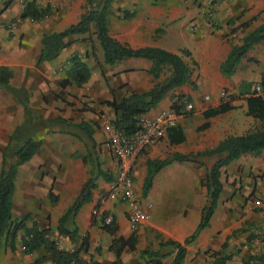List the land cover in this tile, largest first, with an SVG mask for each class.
I'll return each mask as SVG.
<instances>
[{
  "label": "crops",
  "instance_id": "1",
  "mask_svg": "<svg viewBox=\"0 0 264 264\" xmlns=\"http://www.w3.org/2000/svg\"><path fill=\"white\" fill-rule=\"evenodd\" d=\"M27 1L30 0H6L0 9V65L10 69L9 84L11 82L13 84L14 80L17 82L14 85H20L14 87L28 90L30 83L28 90L30 104L27 103L30 107V118L27 121H24L23 107L17 96L7 91L0 97V163L3 149L9 143L14 147L25 137L38 140L37 150L29 160L17 167L14 179V184L20 178L26 188L30 187V219L35 221L39 228H49V237L59 248L67 251L73 250L78 245V236L86 235L88 237L86 252L94 254L93 247L97 234L103 238L105 244L102 245L101 255L91 258L100 257L102 259L100 263H107L113 258V255L107 251L110 236L98 227L90 225L93 208L97 206L99 212L105 211L111 214L118 235L126 237L130 229L125 216L124 203L106 197L115 173V162L109 152L105 151V132L101 121L102 118L111 121L115 114L111 107L101 102L110 98L109 89L112 90L114 98L119 100L131 92L142 93L149 90L163 77L160 74L158 79H154L149 73L151 62L142 57H125L111 64L105 63L98 42L91 33L90 41L87 40L86 34L68 36L67 40L78 41L63 48L51 61H38L42 48V35L49 31H59L75 23L82 12L84 0H34L38 9L46 10L40 21H35V28L33 27L31 31L34 35L40 31L38 40L37 36H30V19L19 18L13 23L8 21L19 16L23 4ZM198 1H204L205 4L207 0ZM219 2L210 10L203 4L190 5L188 0H165L157 3H151L150 0H113L106 24L110 37L131 48L159 47L180 54L190 71L193 86L182 84L170 89L145 115L152 116L162 109L169 108L178 95H184L194 106L192 122H202L204 119L201 117V112L207 106L216 105L222 91L227 95L237 94L242 82L258 81L261 78L264 81V39L245 52L231 75L224 76L219 70L231 47L239 46L243 36L264 21V0H234V3L232 0H220ZM122 10L133 12V15L124 19L121 17ZM112 12L117 18L114 26H111L109 20ZM209 16L212 22L209 21ZM2 22L9 23L8 27H3ZM20 35L21 42H19ZM182 51L185 53H181ZM73 53L87 64L90 77L85 83L80 85L71 83L60 89L57 83L64 76L68 58ZM254 57L258 60L257 64L251 63V58L254 60ZM26 71L28 77L24 79ZM198 87L209 88L215 93L214 98L210 99L206 94L202 98L195 95L193 91ZM205 96L207 98H204ZM42 97H45V100ZM202 99H208V102H203ZM231 104L232 109L208 118V127L205 129L184 132L182 142L170 143L164 135L136 156L131 170L133 194L142 207L150 205L152 222L148 223L151 229L144 225L150 232H144L143 224H139L135 235V247L137 240L141 243L139 238L146 246L149 245L150 237L153 245L151 231L154 229L175 241H182L192 232L198 222L199 210L204 203L205 194V187L202 192L196 194L195 182L199 183L202 180L204 183L206 167L223 154L203 155L185 161H170L153 175L150 188L145 195H142L146 163L147 160L170 158L173 153L204 152L214 148L228 135H240L248 130L262 127L260 121L245 113V103L241 96L232 99ZM187 118V114L178 117L177 124L185 128L188 125ZM81 126L91 132L94 142V144L90 142L86 144L88 149L84 152L85 156L77 155L86 139L88 140ZM98 146H102L100 156ZM93 152L95 155L98 152L99 168L109 180L95 175V187L91 189L90 200L79 207L73 218L78 238L76 242H70L66 236L57 234L55 226L58 217L70 206L81 185L92 172V167L87 169L84 159L88 157V153ZM174 167L178 170L180 168L194 183L192 191L195 198L191 203L198 215L197 219L187 220V213L191 212L188 204L182 205L188 206L182 211H179L178 207L172 208L168 205L163 199L165 197L163 191L159 196V202L155 203L157 180L166 172H172ZM225 173H228L227 177ZM262 173L264 174V150L256 156L240 155L220 169L219 179L222 189L216 207L208 225L190 243L193 245L190 248L188 247L190 244L186 245V254L192 249L218 250L231 228L245 226V220L249 223L254 222L253 231H256L257 235L250 236V241L247 242L246 235L239 230L236 236L243 242L239 250L234 248V242L229 238L225 240L227 243L223 250L230 254L226 264H239L245 257L264 252V212L255 208L261 204L257 200H246L243 203L236 198L234 200L226 198V201L224 199V193L233 188L235 178L240 176L248 180L251 179L250 176ZM258 180L257 176L252 186H256ZM49 190L56 196L53 204L46 196ZM38 199L43 201L44 206L39 207ZM222 203L226 209L235 203L233 218L232 214L221 213ZM11 212L13 213V195ZM218 213H221V216ZM219 216L223 219L222 222L217 221ZM144 236L147 238L146 241L143 239ZM19 242L15 241L16 250ZM1 250L2 246L0 253ZM44 254L43 248L39 247L25 256L31 263ZM82 254L80 253L81 264H90ZM10 263L17 264V260L12 259ZM0 264L8 263L3 262L0 257ZM41 264L52 263L49 259H44Z\"/></svg>",
  "mask_w": 264,
  "mask_h": 264
},
{
  "label": "trees",
  "instance_id": "2",
  "mask_svg": "<svg viewBox=\"0 0 264 264\" xmlns=\"http://www.w3.org/2000/svg\"><path fill=\"white\" fill-rule=\"evenodd\" d=\"M150 1L151 3H157L165 0ZM112 3L113 0H84L82 12L75 23L59 31H49L42 35V48L39 52L38 61H51L63 48L74 41H78L77 39L67 40L68 36L86 34L88 35L87 40L90 41L91 33L98 42L105 63L111 64L125 57H142L151 62L149 73L154 79H158L163 68H166L168 71L166 76L156 81L149 90L142 93L131 92L122 96L119 100H116L112 94V90L109 89L110 98L101 102L113 109L115 114L114 118L111 120L113 126L129 135L138 129L139 116L145 114L150 108L154 107L170 89L182 84L193 86V83L190 79V71L180 54L159 47L145 46L131 48L110 37L106 24ZM117 11L119 10L117 9ZM45 14L46 10L38 9L34 0H30L23 4L19 17L37 21ZM132 15L133 12L128 10L121 11V17L124 19L130 18ZM263 39L264 21L254 30L246 33L239 46L231 47L226 58L220 64V73L224 76L231 75L245 52ZM181 53L185 52L182 51ZM10 77V69L4 65H0V88L7 91L9 90V92L19 97L17 93L18 90L12 88L9 84ZM89 77V67L73 53L68 58L67 66L64 69V76L57 84L60 89H63L71 83L76 85L85 83ZM254 83H257L261 87L262 90L260 93L250 91V86ZM237 94L242 97L245 103V113L260 121L262 127L248 130L240 135H228L221 139L214 148L204 152H196L194 154L173 153L170 158L147 160L146 175L142 184V195H145L150 188L153 175L161 167L170 163V161H185L203 155L211 156L213 154H223L206 167L204 178L206 201L199 210L198 222L194 229L182 241L166 239L158 243V249L144 250L143 253L147 255L150 264H163L161 259L170 254H172V256L168 264H183L186 255V245L194 241L198 233L208 225L210 217L216 207L218 195L222 189V184L219 179L220 169L240 155L250 154L256 156L261 150H264L263 79L261 78L256 82H242L238 87ZM184 97L188 99V97L184 95H178L171 102L169 108L173 109L178 114L182 113L181 100ZM232 99L234 98H224V96H222L216 105L207 106L201 112V117L204 119L202 122H192V115L187 113L188 125L185 128L179 124L167 128L165 135L168 141L170 143H180L184 140V132L205 129L208 127V118L233 108L231 104ZM19 101L23 107L24 113L27 112L29 110L27 101L24 99H19ZM81 128L84 130L89 142L94 144L91 132L86 129V127L81 126ZM38 146V140L25 137L14 147L8 144L3 149L0 163V247L5 243L7 247L13 251L15 249V241L18 232L19 230H23L24 235L21 237L20 241L24 252L30 253L39 247L43 248L45 252L44 256L36 258L29 264H41V261H43L42 257L49 259L52 264H81L80 253L86 252L88 237L86 235L78 236L73 218L79 207L90 200L91 189L95 187V175H100L107 180H109V178L99 168L98 162L93 161L91 166L92 172H90L88 178L81 185L78 194L70 206L57 219L55 231L58 235L66 236L70 242H76V238L79 237L78 245L73 250H63L49 237V228H39L33 220H31L30 226H26V216L20 217L17 220L12 219L11 198L15 188L14 179L17 167L29 160ZM9 147L11 153L6 156L4 155V150ZM6 157L9 161H7ZM46 196L51 204L56 201V196L50 190L47 192ZM108 214L109 213L105 211L99 212L97 206H95L91 213L90 225L98 227L110 236L107 251L111 252L113 258L107 263L93 261L92 264H127L122 260L121 255L124 250L135 249L136 236L133 233L126 237L118 235L112 216L109 223L104 222V218ZM225 245V242H223L220 249L211 251V256H213L211 264H226V261L230 258V254L224 252L223 249ZM163 247H168L169 249L162 251L161 248ZM246 264H264V252L250 255Z\"/></svg>",
  "mask_w": 264,
  "mask_h": 264
},
{
  "label": "rangeland",
  "instance_id": "3",
  "mask_svg": "<svg viewBox=\"0 0 264 264\" xmlns=\"http://www.w3.org/2000/svg\"><path fill=\"white\" fill-rule=\"evenodd\" d=\"M6 0H0V9L1 7L5 4ZM190 5H195L197 4V6L201 5L204 3L200 2L198 0H188ZM220 0H207L205 2V4H203L204 6H207L208 8H210V10L213 9V7L216 5V3H220ZM230 1V0H227ZM232 2L234 3V0H232ZM210 12V11H208ZM115 13L112 12L111 16L109 17L111 26H114V23L117 22V18L114 17ZM206 15H208V13H206ZM20 17L18 16L17 18H10L8 21L9 23H13L16 21V19L18 20ZM37 21H40L37 20ZM209 21L212 22V19L209 16ZM9 23H4L3 27H8L7 24ZM35 26V21L30 20V36H37V40L40 39V31H38V33L36 35L33 34L32 29ZM35 28V27H34ZM21 35L19 36V42H21ZM92 51H94V49H92ZM253 58V57H252ZM251 58V63L257 64L258 60L255 59L252 60ZM257 60V61H256ZM250 63V62H249ZM168 73L166 68H163L162 70V77L166 76V74ZM27 71L25 73L24 79H27ZM252 82H256V81H252ZM14 83L16 84L17 82H14L13 80V84L12 82L10 83V86L14 89L18 90V95L19 97L17 99H24L27 101V103L30 104V83H29V89H22L14 87V86H20V85H14ZM47 87H49V85L47 84ZM9 91V90H8ZM3 92H7V90L0 88V97L3 96ZM195 95H199L200 98H202L205 94L208 95V97H210V99H213L215 96L214 92H211L209 90V88H201L198 87L196 88L194 91ZM57 96V94H56ZM237 96V97H236ZM227 97H232L234 99L236 98H240L239 94L233 93V94H229L227 95L225 93L224 98ZM43 100H45V97H42ZM242 98V97H241ZM190 101V100H189ZM203 102H208V99H202ZM191 102V101H190ZM29 110L27 112H23L24 114V121H27L30 118V107H28ZM193 108L192 110L189 112V114H193ZM256 129V128H255ZM86 144H89V141L86 139V141L83 144V147L80 148V151H78L79 153H77V155H83L85 156L84 152L85 150H87V146ZM10 145V143H9ZM105 147V146H104ZM102 149V146H98V150H99V156H100V152ZM105 151L107 152V149L105 147ZM5 154L4 155H8L11 153L10 147L8 149L4 150ZM108 153V152H107ZM88 157H86L84 160V163L87 167V169H91V166L93 164V161L97 162V158H98V152L97 155H95V152L93 153H88ZM7 161L8 158L6 157ZM225 176H228V173H225ZM258 176V184L256 186H252L253 182H255L256 177ZM252 175L250 176L251 179H246V178H242V177H238L237 179H234V184H233V188L229 189L227 192H225L224 194V199L225 201L227 200L226 198L229 199H235L236 200H240V201H254L257 200L259 202V204H261V206L259 207H255L258 208L259 210L264 212V174L262 173L261 175ZM19 180H17V182H15V188H14V192H13V213H12V219L13 220H17L20 217L26 216L27 219L25 220V224L26 226H30L31 224V219H30V187L26 188L24 186V182L22 183V180L20 181V178H18ZM30 185V182H28ZM193 182L191 181L190 177L186 174H184V172L179 168L174 167V169L172 168V172L168 171L166 172L162 177L159 178V180H157V184H156V189H155V194L156 196H154V200L155 203L157 204L159 202V196L161 194V191L164 192V200L167 201L166 203H168V205H171V207H178L179 211H182L185 209V207H188L187 205L182 206L183 204H188L189 207H191L190 209V213H187V220H192V219H197L198 215L196 214L195 208L192 207V203L191 200H193L195 197L193 196V191H192V187H193ZM195 192L196 194H199L200 191L202 192V190L204 189V183L202 180L199 181V183H197V181L195 182ZM253 187V188H252ZM256 190V191H255ZM255 191V192H254ZM231 192V193H230ZM257 192V193H256ZM196 196V195H195ZM228 196V197H227ZM29 198V200H28ZM38 201L40 202L39 207L40 206H44V203L41 199H38ZM206 201V196L204 194V203L205 204ZM232 207H229L228 209L223 207V203L222 208H221V213H228V214H232V218L234 217V212L236 210V208L234 207L235 203H232ZM263 206V207H262ZM146 207V206H145ZM150 207V206H149ZM149 207H146V210L149 213ZM221 213H218V215ZM222 213V214H223ZM217 218V221L222 222V218L221 217ZM186 219V218H185ZM152 222V217L150 216L149 213V218L144 220L143 222H141V225L143 224V230L150 232V230H147L146 228H150V226L148 225V223ZM162 222V221H161ZM253 223L254 222H248L247 220H245V226H242L241 228H231V230L229 231V233L226 235L225 239L223 242H225V244L227 243L225 240H227L228 238L230 239L231 242L233 243L234 248H237L236 250H239V247L243 245L242 241H239L237 239L236 234L238 233L239 230L242 231V233L244 235H246L245 239L247 242H249V237L250 236H256L257 233L256 231H253ZM144 225L148 226L145 227ZM139 228V227H138ZM138 228L131 232H129V235L131 233L136 235V232L138 230ZM151 229V228H150ZM153 230V229H152ZM152 233V237H153V241L154 244L152 245L150 242V237H149V245H143L141 238H139L141 243H138L137 240V246L135 247L134 250H125L122 255L121 258L123 259V261L127 264H150L149 259L147 257V255L144 252V250H156L158 249V243L160 241H164L166 239H168V237H165L164 235H162V233L160 231H157L156 229H154L153 231H151ZM24 235V231L23 230H19L18 232V236L16 238V240L20 241L21 237H23ZM128 236V235H127ZM252 237V238H253ZM96 241H95V245L93 247V253L94 254H89L88 252H82L86 259L88 260V262H90V264H92L93 261H97V262H101L102 259H100V257H95V258H91L94 256H100L102 253V245L105 244V241L103 240L102 237L98 236L96 234ZM145 241L147 240V238L144 236L143 238ZM230 244V243H228ZM193 245L190 244L188 245V247L190 248ZM221 247V245L219 246V248ZM218 248V249H219ZM167 249H169L168 247H163L161 248L162 251H166ZM211 251H215L213 249H207L206 252L205 251H201V250H197V249H192L190 251L187 252L185 258H184V264H209L211 263L213 256H211ZM111 253V252H110ZM25 255H29V253H25L22 246H21V241L19 242L18 246H17V250L16 248L12 251L10 250L7 245L5 243L2 244V250L0 253V257L1 260L3 262H6L9 264V261H11L12 259H15V261L17 260V264H29L30 261H27L26 256ZM44 256V255H43ZM172 254L164 256L161 261L163 262V264H168L170 259H171ZM249 257V256H248ZM248 257H245L243 259H241L239 264H246L248 262ZM44 259H46L45 257H42ZM99 260V261H98ZM42 262V261H41ZM87 262V261H86ZM195 262V263H194ZM13 264V263H10ZM232 264V263H231ZM238 264V263H235Z\"/></svg>",
  "mask_w": 264,
  "mask_h": 264
},
{
  "label": "built area",
  "instance_id": "4",
  "mask_svg": "<svg viewBox=\"0 0 264 264\" xmlns=\"http://www.w3.org/2000/svg\"><path fill=\"white\" fill-rule=\"evenodd\" d=\"M261 90L257 83L250 86V91L260 93ZM222 96H225L223 91L220 94V97ZM181 101L182 113L178 114L173 109L166 108L152 116L143 114L138 118V129L129 135L116 129L110 120L102 118L101 123L105 132L104 144L115 162V173L106 197L124 203L125 216L131 231H135L141 222L149 218L146 207L150 206L147 204L146 207H142L134 197L131 175L134 160L140 152L162 138L166 134L167 128L175 126L178 117L192 110L193 105L187 98L184 97ZM110 221L111 215L109 213L104 218V222L109 223Z\"/></svg>",
  "mask_w": 264,
  "mask_h": 264
},
{
  "label": "bare ground",
  "instance_id": "5",
  "mask_svg": "<svg viewBox=\"0 0 264 264\" xmlns=\"http://www.w3.org/2000/svg\"><path fill=\"white\" fill-rule=\"evenodd\" d=\"M194 107V106H193ZM182 117V116H181ZM179 123V122H178Z\"/></svg>",
  "mask_w": 264,
  "mask_h": 264
}]
</instances>
